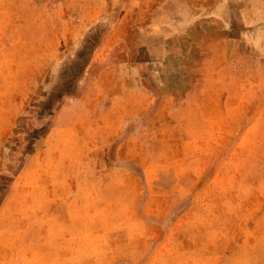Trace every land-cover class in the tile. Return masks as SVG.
Wrapping results in <instances>:
<instances>
[{
    "label": "rangeland",
    "instance_id": "obj_1",
    "mask_svg": "<svg viewBox=\"0 0 264 264\" xmlns=\"http://www.w3.org/2000/svg\"><path fill=\"white\" fill-rule=\"evenodd\" d=\"M262 2L0 0V264H264Z\"/></svg>",
    "mask_w": 264,
    "mask_h": 264
},
{
    "label": "bare ground",
    "instance_id": "obj_2",
    "mask_svg": "<svg viewBox=\"0 0 264 264\" xmlns=\"http://www.w3.org/2000/svg\"><path fill=\"white\" fill-rule=\"evenodd\" d=\"M175 3L180 4V6H186L187 5V8L186 10H190L191 8L194 7V5L198 4L199 6H207L208 7V11L207 13L209 14H213L215 16L216 19H213V22L214 23H217L219 24L220 21L219 20H223V13H225L226 10H223L222 9L226 7V5L224 4L222 7H218V2H228L229 0H174ZM260 1V0H259ZM247 2V1H246ZM174 4V2H173ZM256 3L253 2L252 3V6L255 5ZM259 6L262 8L264 7V4L263 2L261 4H259ZM177 17V16H176ZM179 18V17H178ZM184 21V20H183ZM175 24V23H174ZM221 24V23H220ZM254 24V23H253ZM264 28V26H263ZM262 28V29H263ZM215 43V42H214ZM218 43V42H217ZM251 148V147H250Z\"/></svg>",
    "mask_w": 264,
    "mask_h": 264
},
{
    "label": "crops",
    "instance_id": "obj_3",
    "mask_svg": "<svg viewBox=\"0 0 264 264\" xmlns=\"http://www.w3.org/2000/svg\"><path fill=\"white\" fill-rule=\"evenodd\" d=\"M152 228H154V227H152ZM152 253H153V251H150V253H149V254L151 255ZM152 259H153V257H152V258H151V257H149V258L147 259V261H149V260L151 261ZM150 261H149V262H150ZM145 264H147V262H146Z\"/></svg>",
    "mask_w": 264,
    "mask_h": 264
}]
</instances>
